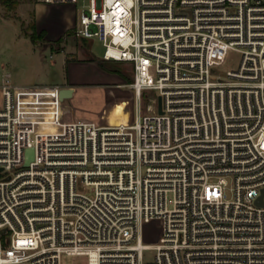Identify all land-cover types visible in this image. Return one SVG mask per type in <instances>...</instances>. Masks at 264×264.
I'll return each mask as SVG.
<instances>
[{"label": "built area", "instance_id": "2783aa9c", "mask_svg": "<svg viewBox=\"0 0 264 264\" xmlns=\"http://www.w3.org/2000/svg\"><path fill=\"white\" fill-rule=\"evenodd\" d=\"M72 36L133 64L138 106L67 120L64 86L2 85L0 264H264V0H89Z\"/></svg>", "mask_w": 264, "mask_h": 264}, {"label": "rangeland", "instance_id": "374dc122", "mask_svg": "<svg viewBox=\"0 0 264 264\" xmlns=\"http://www.w3.org/2000/svg\"><path fill=\"white\" fill-rule=\"evenodd\" d=\"M14 3L16 7H10L2 4L0 0V16L5 18H13L21 23L22 31L31 32L29 26L33 21V8L34 4L39 0H9ZM89 0H78L77 3H56L45 4L39 3V23L41 26H46L48 29H57L59 24L69 23L66 32L61 41L55 44H49L46 38L39 39V48L34 52L32 43H26L19 40L17 34L16 23L9 22L3 23L0 21V84L5 78L7 72H11L13 79L17 82L18 79L25 78H39V83L55 84L61 82V79L66 76V72L59 68H51L52 49L60 51L65 48H70L69 56L74 59H86V57L94 58L96 61L92 62V66H86L89 70L84 78V85L79 87V92L76 96L66 98L64 101L72 103L76 109L77 115H88L94 121H101V115H105L107 109L114 103L117 97H124L119 100L129 101V107L136 109L138 104L134 97V90L126 87L125 85L117 86L118 83L130 82L133 79L134 70L133 64L124 61H106L102 60L105 46L103 41L98 36L93 37H78L72 36V27L77 22L80 11L87 8ZM49 42V43H48ZM51 45V47L49 46ZM47 46V47H43ZM43 47V50L42 48ZM39 52V62H38ZM227 61L225 69L236 70L241 61V54L236 51H229L225 54ZM100 62H97V61ZM48 69V70H46ZM114 70L121 72L118 73ZM158 95L157 90H146L144 92L142 106L145 109L149 98H154ZM45 100H51L47 97ZM117 100V101H119ZM115 101V102H117ZM55 108L60 110L61 105L59 101L50 102ZM56 106V107H55ZM105 109L104 112L103 109ZM128 108V109H130ZM69 116L66 117L68 119ZM231 186V179L228 178V189ZM91 186L86 187V192L90 195L93 194ZM230 196V194H229ZM172 193L169 194V199H172ZM171 207V205H170ZM161 224L158 221H152L145 225L144 235L148 243H155L161 233ZM153 251H147L146 258H152ZM62 264H88L86 256L68 255L64 254L62 257Z\"/></svg>", "mask_w": 264, "mask_h": 264}, {"label": "crops", "instance_id": "0c3cea01", "mask_svg": "<svg viewBox=\"0 0 264 264\" xmlns=\"http://www.w3.org/2000/svg\"><path fill=\"white\" fill-rule=\"evenodd\" d=\"M39 3H45V4H56V3H47V2H41L38 1L34 4V8H33V21L35 23V29H36V33L37 34H42V38H46L47 41H49V44H55L57 41H61L62 37L64 36V33L67 31L66 28L69 27V23H64L63 24H59V28L57 29V31L55 29H48V27L46 26H41L39 23ZM0 21L3 23H9V22H14L16 23V27H17V34H18V38L19 40L25 41L26 43H32L33 44V48H34V52L38 51L36 50V48H39V39L37 41V43H34L31 39V37L24 33L22 31V27H21V23L17 22L15 19L13 18H5L0 16ZM0 34H1V30H0ZM49 46V45H48ZM44 48L47 46H43ZM43 47L42 50H43ZM51 47V45L49 46ZM52 49V47H51ZM52 54L50 55L51 60V68L50 69H59L62 68L65 72H66V76H64L61 79V82L55 83V84H43V83H39V78H25V79H18V81L16 82L13 79L12 73L11 72H7L5 74V78H3L2 83L0 84V89L2 87V85L6 84V83H10L13 85H21V86H35V85H61L64 87H72L74 89L73 91V95L71 97L76 96V94L79 92V87L81 85H84V81L83 78L88 74L89 75V70L88 67L86 68V66H92V62H95L96 60L94 58H90V57H86V59H74L71 56H69V53H71L70 48H65L62 49L60 51H54L52 49ZM38 62H39V52H38ZM103 60V59H102ZM100 60V61H102ZM99 60L97 62H100ZM94 66V65H93ZM48 70V69H46ZM133 80V79H132ZM130 82H125V83H118L116 84L117 86H122L125 84H129ZM69 97V98H71ZM121 98L124 97H117L116 99H114V103L107 109V111L105 112V117L106 120H108V122L110 124H119V123H123L126 122L129 118V114L126 111V107L128 105V102L126 100H119ZM119 100V101H117ZM117 101V102H115ZM3 102V98H2V94L0 91V106L2 105ZM65 109L69 110L68 113H66V117H68L67 120H74V119H90V120H94L92 117L82 114V115H77L76 113V109L74 108L72 103H67V102H63ZM106 108L103 109L102 112L105 111ZM60 114L62 112V106L60 108V110L58 111Z\"/></svg>", "mask_w": 264, "mask_h": 264}, {"label": "bare ground", "instance_id": "6f19581e", "mask_svg": "<svg viewBox=\"0 0 264 264\" xmlns=\"http://www.w3.org/2000/svg\"><path fill=\"white\" fill-rule=\"evenodd\" d=\"M52 106L53 105L51 104V107ZM51 107L44 108L46 121H43L42 125L40 126V129L44 132L54 130L56 128V124L54 122H51V120L56 119L60 116V113L58 112L59 110ZM123 123H119V124H123ZM112 125H116V124H112Z\"/></svg>", "mask_w": 264, "mask_h": 264}, {"label": "water", "instance_id": "95a60500", "mask_svg": "<svg viewBox=\"0 0 264 264\" xmlns=\"http://www.w3.org/2000/svg\"><path fill=\"white\" fill-rule=\"evenodd\" d=\"M73 88L72 87H63L61 90V99L69 98L73 95ZM161 102V98H160ZM34 159V148H28L26 151V165L28 166L30 162ZM259 203L263 204V197L259 200Z\"/></svg>", "mask_w": 264, "mask_h": 264}, {"label": "trees", "instance_id": "16d2710c", "mask_svg": "<svg viewBox=\"0 0 264 264\" xmlns=\"http://www.w3.org/2000/svg\"><path fill=\"white\" fill-rule=\"evenodd\" d=\"M1 2H2V4H4V5L10 6V7H16V6H15L16 4L14 5V3H11L9 0H1ZM29 29L32 30V31H31V32H29V31H25V33L28 34V35L31 37V39H32V41H33L34 43H37L38 39L42 38V34H41V33H40V34H37V33H36L35 23H34V22H32V23L30 24ZM114 71H116V72H118V73L121 74V72L118 71V70H114Z\"/></svg>", "mask_w": 264, "mask_h": 264}]
</instances>
